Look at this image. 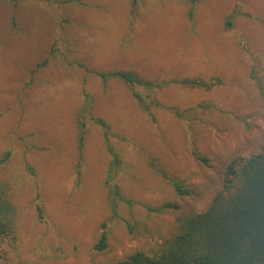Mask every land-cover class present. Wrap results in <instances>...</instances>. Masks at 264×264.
Instances as JSON below:
<instances>
[{"label":"rangeland","instance_id":"374dc122","mask_svg":"<svg viewBox=\"0 0 264 264\" xmlns=\"http://www.w3.org/2000/svg\"><path fill=\"white\" fill-rule=\"evenodd\" d=\"M118 69L170 83L100 76ZM182 78L211 85L172 82ZM263 92L264 0H0V189L13 207L0 264L153 255L178 216L207 208L228 163L261 150ZM190 107L199 120L177 115ZM166 202L179 208H146Z\"/></svg>","mask_w":264,"mask_h":264},{"label":"trees","instance_id":"16d2710c","mask_svg":"<svg viewBox=\"0 0 264 264\" xmlns=\"http://www.w3.org/2000/svg\"><path fill=\"white\" fill-rule=\"evenodd\" d=\"M194 2L195 0H191ZM231 25L232 22L228 21ZM46 60L44 63H47ZM106 82L110 78H120L134 87L150 90L163 88L168 83L163 80L145 78L138 72L114 70L100 73ZM172 82L189 87H210V83L196 78L174 79ZM140 102L143 96L134 92ZM264 95V92H263ZM203 108L217 109L212 104H202ZM179 117L198 119L199 110L194 107L176 110ZM155 120L154 114H151ZM186 115V116H185ZM191 117V116H190ZM104 127L106 123L99 119ZM83 124L82 128H84ZM107 127V126H106ZM85 132L82 130L79 142L83 148ZM108 149L113 157L107 182L111 183L120 160L111 144ZM198 159L208 164L209 159L195 153ZM159 171L170 180L181 195H188L190 187L183 180L170 176L164 169ZM114 212L117 211V198L121 197L119 187L112 185ZM133 204L132 200H128ZM149 212H163L170 208H179L173 202L158 207L146 205ZM12 205L4 198L0 189V242L9 235L13 226L10 211ZM177 217L176 231L166 238L153 255L138 249L128 257L105 264H264V143L261 150L249 157L238 156L226 166L223 187L219 189L205 210H192ZM107 245V232L104 230L98 248Z\"/></svg>","mask_w":264,"mask_h":264}]
</instances>
